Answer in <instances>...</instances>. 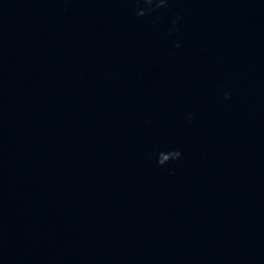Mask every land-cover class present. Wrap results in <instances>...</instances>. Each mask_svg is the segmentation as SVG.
Returning a JSON list of instances; mask_svg holds the SVG:
<instances>
[{"label": "clouds", "instance_id": "1", "mask_svg": "<svg viewBox=\"0 0 264 264\" xmlns=\"http://www.w3.org/2000/svg\"><path fill=\"white\" fill-rule=\"evenodd\" d=\"M131 2L135 3V15L137 18H143L145 16H149L153 13H158L162 9H167L171 0H131ZM140 5H143L141 7ZM160 19L157 16L154 20V23ZM181 17L179 15L173 17L170 21L171 27L168 30V35L172 36L174 33L179 31L178 25L180 22ZM173 47L175 49H179L181 47V43L177 40L173 43ZM174 55V53H172ZM224 99L229 100L231 99V92L225 91L224 92ZM187 119L189 122L192 120V115L189 114ZM152 154H150L151 158ZM156 162L160 167H164L168 165L170 162H175L181 159L182 153L179 150L170 149L167 151L160 150L155 153Z\"/></svg>", "mask_w": 264, "mask_h": 264}]
</instances>
